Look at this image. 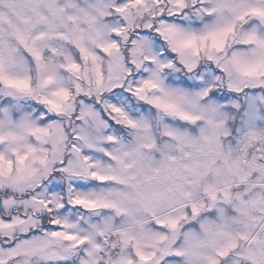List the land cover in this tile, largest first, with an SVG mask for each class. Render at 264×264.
<instances>
[{
    "label": "snow or ice",
    "instance_id": "1",
    "mask_svg": "<svg viewBox=\"0 0 264 264\" xmlns=\"http://www.w3.org/2000/svg\"><path fill=\"white\" fill-rule=\"evenodd\" d=\"M0 264H264V0H0Z\"/></svg>",
    "mask_w": 264,
    "mask_h": 264
},
{
    "label": "clouds",
    "instance_id": "2",
    "mask_svg": "<svg viewBox=\"0 0 264 264\" xmlns=\"http://www.w3.org/2000/svg\"><path fill=\"white\" fill-rule=\"evenodd\" d=\"M193 224H195V222H193Z\"/></svg>",
    "mask_w": 264,
    "mask_h": 264
}]
</instances>
